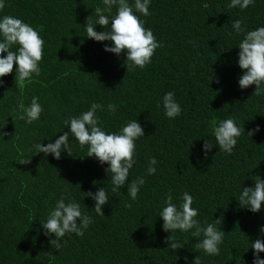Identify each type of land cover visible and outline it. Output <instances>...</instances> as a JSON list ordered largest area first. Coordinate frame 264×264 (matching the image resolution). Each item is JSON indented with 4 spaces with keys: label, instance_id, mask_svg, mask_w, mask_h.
<instances>
[{
    "label": "trees",
    "instance_id": "trees-1",
    "mask_svg": "<svg viewBox=\"0 0 264 264\" xmlns=\"http://www.w3.org/2000/svg\"><path fill=\"white\" fill-rule=\"evenodd\" d=\"M2 2L0 15L30 24L43 38L44 49L38 77L17 86L14 64L0 85V132L6 133L0 136V264H191L196 256L201 264H252L251 242L264 240L259 232L264 206L252 213L236 197L241 186H254L253 175L264 179V95H253L255 85L238 86L237 46L244 34L233 32L231 24L240 20L245 31L264 26V0L244 10L227 7L228 0H151V14L136 15L163 47L144 69L128 72L123 52L118 57L104 50L110 41L85 37L87 18L95 19L101 0ZM95 30L104 29L97 25ZM167 91L175 93L182 108L176 119L166 118L157 106ZM34 96L43 111L38 121L27 124L20 119L19 104L27 106ZM92 102L105 106L98 115L106 131L117 132L134 119L144 128L129 173V180L145 176L135 201L126 185L111 191L107 164L87 157L70 133L71 155L65 151L55 159L32 147L54 142L67 131L63 120L86 111ZM110 103L115 112L107 110ZM229 117L245 127L233 154L214 147L205 157L204 140L215 143L213 127ZM257 126L261 130L248 137ZM151 157L157 171L147 176ZM101 187L109 199L105 216L92 210L94 201L83 193ZM185 191L193 196L202 225L221 220L218 256L205 255L196 247L199 238L178 231L171 238L184 245L168 248L171 232L162 229L158 212L168 193L176 202ZM62 192L74 197L93 223L82 237L66 235L57 249L50 242L54 234L45 236L39 220Z\"/></svg>",
    "mask_w": 264,
    "mask_h": 264
},
{
    "label": "clouds",
    "instance_id": "clouds-1",
    "mask_svg": "<svg viewBox=\"0 0 264 264\" xmlns=\"http://www.w3.org/2000/svg\"><path fill=\"white\" fill-rule=\"evenodd\" d=\"M101 2L103 8H95V19H91V16L87 18L84 25L85 37L97 42L110 41V44L104 45V50L118 57L123 52L126 56L127 72L137 68L144 69L152 62L156 50L163 47V43L156 39L152 30L144 26L145 21L136 15L139 13L144 17L149 16L151 0H132L131 3L129 0H101ZM254 2L255 0H228L227 7H238L244 10ZM0 7H3L2 0H0ZM114 7L116 12L113 15ZM97 25L104 30L96 31ZM231 27L237 35L244 34L237 46L239 49L237 64L242 70L238 78V86L243 90L255 85L253 95H264V26L245 31L241 21L235 20L232 21ZM43 49V38L30 24L18 17L0 15V85L4 83L2 78L13 72L14 64L17 86L38 77ZM216 82L219 83L218 80ZM157 106H162L163 115L168 119L181 116L182 108L173 91L165 92ZM106 107L109 112L117 110L116 105L111 103ZM19 108L23 112L20 119L27 124L38 121L43 111L39 98L35 96L27 106L21 102ZM104 108V105L92 102L86 111L63 120L67 131H64L63 135L56 138L54 142L47 145L36 142L32 147L36 153H44L45 156L51 154L55 159H60L61 153L65 151L71 155L70 133L82 150L86 148L87 157L95 158L101 165L107 164L105 172L108 176L110 174L111 191L116 193L126 185L129 199L135 201L141 187L145 184V176H137L129 180V173L136 164V142L145 137L144 128L137 119H134L127 121L119 131L108 132L98 115V112H102ZM260 130L257 126L246 134L251 138ZM242 132H245V127L239 126L233 118L221 119L212 129L215 143L211 139L204 140L202 151L205 157L214 147H218L219 151L226 155L233 154ZM4 135L6 133L0 132V136ZM29 161L21 160L19 163L25 164ZM147 165L145 175H154L157 171L156 158H149ZM253 176L254 179H251L254 181V186H241L238 197H235L241 207L257 213L264 206V179L259 174ZM83 193L84 197H90L94 201L92 210L99 216H105L103 208L109 202L105 188ZM192 205L193 196L189 192H183L176 198V202L171 193L166 195L158 216L163 220L162 229L165 232H171V235L166 238L168 248L177 250L184 245L171 238L173 233L178 231L199 238L196 247L202 249L205 255L218 256L224 232L218 228L221 220L212 219L211 222H205L202 225L197 219L199 210ZM39 221L45 236L52 237L54 234L55 238L50 242L52 245L55 244L57 249L66 235L74 234L82 237L93 223L90 215L82 213L80 203L74 197H66L63 192L60 198L55 200L54 205L47 209L45 218ZM259 232L264 235V225L260 226ZM251 249L253 250L252 264H264V258L260 257V253L264 252V240L257 238L251 242ZM191 264H201L199 256H196Z\"/></svg>",
    "mask_w": 264,
    "mask_h": 264
}]
</instances>
